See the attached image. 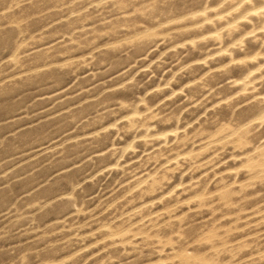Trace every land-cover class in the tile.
I'll return each mask as SVG.
<instances>
[{"label":"rangeland","instance_id":"1","mask_svg":"<svg viewBox=\"0 0 264 264\" xmlns=\"http://www.w3.org/2000/svg\"><path fill=\"white\" fill-rule=\"evenodd\" d=\"M0 264H264V0H0Z\"/></svg>","mask_w":264,"mask_h":264}]
</instances>
